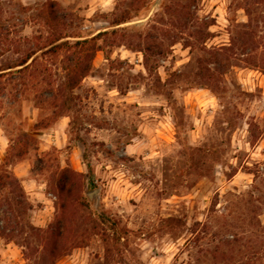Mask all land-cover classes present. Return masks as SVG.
I'll return each mask as SVG.
<instances>
[{
    "label": "rangeland",
    "instance_id": "rangeland-1",
    "mask_svg": "<svg viewBox=\"0 0 264 264\" xmlns=\"http://www.w3.org/2000/svg\"><path fill=\"white\" fill-rule=\"evenodd\" d=\"M97 34L63 104L80 55L47 42ZM32 51L0 78V165L30 208L0 213V264H264V0H0V67Z\"/></svg>",
    "mask_w": 264,
    "mask_h": 264
},
{
    "label": "trees",
    "instance_id": "trees-1",
    "mask_svg": "<svg viewBox=\"0 0 264 264\" xmlns=\"http://www.w3.org/2000/svg\"><path fill=\"white\" fill-rule=\"evenodd\" d=\"M53 7H49V20L55 21L57 16L52 13ZM122 22H115L114 25H118ZM101 34H97L93 37V39H82V40H76L73 43H69V41L63 40L62 37L57 36L53 37L47 42V45L45 48H47V53L51 55H55L56 53L73 49L75 53H77L78 56L74 60H70V62L75 61V63L70 64L66 67V75H65V83L63 85L62 93L59 91L58 94L60 96H63V104H66L68 102H71L70 94L71 90H73L77 84L87 75V73L90 70V60L91 55H89V51H91V47L93 48V43L95 40H97ZM40 50V49H39ZM227 49H225L226 51ZM37 51H32L28 53L22 60L18 61L13 66L5 65L4 67H0V78L4 76V72L8 70H12L15 68H20L16 71L17 74H20L24 70L27 69L28 61L33 60V56L36 54ZM81 53V54H80ZM85 54V55H84ZM88 54V55H87ZM83 55L82 59L80 60V57ZM88 58L89 60H87ZM57 94L54 95V101L57 98ZM27 140H33L32 137H25ZM24 154V150L22 147L18 149L16 152V157L20 158ZM5 165H10V162L7 160V157L3 160V163L0 165V213L4 214L3 221L6 223H12L15 226H17L24 218L27 210L30 208L28 207L26 203L25 193L20 186L18 180L13 177L11 173H9L7 170L4 169ZM73 173L69 171L68 169H62L60 174L57 176L54 190L51 188L49 190L50 193H56L60 204H59V210L61 212V216L56 219L54 230L51 233V236L53 239L58 240L62 237V232L59 231L64 223H66V216L64 215L65 209L67 207V204L70 202L73 192H74V184L72 183V175ZM57 246L54 245V251H56Z\"/></svg>",
    "mask_w": 264,
    "mask_h": 264
},
{
    "label": "crops",
    "instance_id": "crops-1",
    "mask_svg": "<svg viewBox=\"0 0 264 264\" xmlns=\"http://www.w3.org/2000/svg\"><path fill=\"white\" fill-rule=\"evenodd\" d=\"M37 195H38V197L41 200L42 205H43V207L41 208L42 210L39 211V212L48 211V209H50V204H51V198H52V196L50 194H48V193H46V194H44V193L43 194L42 193L40 194L39 193Z\"/></svg>",
    "mask_w": 264,
    "mask_h": 264
},
{
    "label": "water",
    "instance_id": "water-1",
    "mask_svg": "<svg viewBox=\"0 0 264 264\" xmlns=\"http://www.w3.org/2000/svg\"><path fill=\"white\" fill-rule=\"evenodd\" d=\"M88 197L90 199H97V192L96 191H91L88 193Z\"/></svg>",
    "mask_w": 264,
    "mask_h": 264
}]
</instances>
